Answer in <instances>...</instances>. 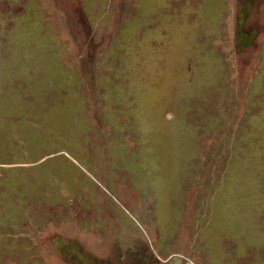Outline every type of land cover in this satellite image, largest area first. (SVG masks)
<instances>
[{
    "label": "rangeland",
    "instance_id": "obj_1",
    "mask_svg": "<svg viewBox=\"0 0 264 264\" xmlns=\"http://www.w3.org/2000/svg\"><path fill=\"white\" fill-rule=\"evenodd\" d=\"M0 264H264V0H0Z\"/></svg>",
    "mask_w": 264,
    "mask_h": 264
}]
</instances>
